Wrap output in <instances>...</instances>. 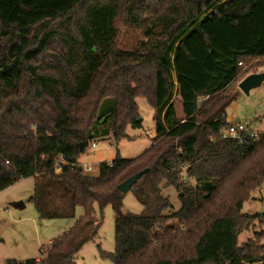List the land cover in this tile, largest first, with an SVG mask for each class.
I'll return each instance as SVG.
<instances>
[{
    "label": "trees",
    "instance_id": "trees-1",
    "mask_svg": "<svg viewBox=\"0 0 264 264\" xmlns=\"http://www.w3.org/2000/svg\"><path fill=\"white\" fill-rule=\"evenodd\" d=\"M116 19L140 31L135 50L117 48ZM259 59L264 0H0V191L33 178L38 219L83 210L40 260L7 264H73L98 231L95 203L113 213L114 251L100 255L112 264H264L260 237L237 243L264 220L241 214L264 182V134L219 137L240 92L230 86ZM139 98L153 111L152 145L83 174L78 159L92 140L118 142L140 126ZM184 168L194 186L182 182ZM143 169L130 189L142 212L122 213L118 185ZM161 185L179 194L170 217Z\"/></svg>",
    "mask_w": 264,
    "mask_h": 264
},
{
    "label": "rangeland",
    "instance_id": "rangeland-1",
    "mask_svg": "<svg viewBox=\"0 0 264 264\" xmlns=\"http://www.w3.org/2000/svg\"><path fill=\"white\" fill-rule=\"evenodd\" d=\"M114 26L118 30L117 48L119 50H135L144 40L139 30L125 27L119 19L115 20ZM241 67L243 70L249 69V72H264V59L250 61ZM247 75L249 74L235 81L230 86L231 90H238V83ZM202 101L203 99H200L198 102ZM172 102L177 118H182L181 104L177 94L174 95ZM135 103L141 120L140 126L136 128L127 126L124 130L126 138L118 142L114 141L111 134L103 139L92 140L90 144L94 142L95 147L89 144L78 159L79 166L89 165L91 168V171L83 174L96 176L98 163H110L117 153L121 159H133L152 145L155 136L153 111L144 98L135 99ZM225 113L228 120L247 121L255 131L264 134V81L257 88L250 90L247 95L239 92L236 100L226 108ZM181 179L183 183L194 186L193 180L185 173V168L181 173ZM33 187V178H26L0 191V264H7L10 261L21 263L36 257L40 260L39 250H47L49 240L62 236L75 220L82 216V208L77 207L73 219H38L33 205L28 202L33 194ZM160 194L171 204V208L163 212L170 217L180 207L179 194L175 188L163 185L160 186ZM13 202H22L24 207L14 209L10 205ZM93 207L94 216L100 223L98 231L95 237L75 255L73 264H112L102 259L100 255L114 251L113 213L109 205L100 207L95 203ZM260 209H264V182L251 193L250 199L243 203L241 214L254 216ZM121 212L135 215L142 212V206L130 191L122 194ZM166 224L178 226L177 221L173 219H169ZM258 237L261 238L260 241ZM257 241L264 247V220H256L237 237L238 245Z\"/></svg>",
    "mask_w": 264,
    "mask_h": 264
},
{
    "label": "water",
    "instance_id": "water-1",
    "mask_svg": "<svg viewBox=\"0 0 264 264\" xmlns=\"http://www.w3.org/2000/svg\"><path fill=\"white\" fill-rule=\"evenodd\" d=\"M264 81V72L249 74L238 83V89L241 93L247 95L250 90L257 88ZM140 118L137 120L140 123ZM82 146L80 147V151ZM147 172V169H143L132 176L128 177L122 183L118 185V190L121 194L130 191L131 187L138 181V179ZM14 209H21L24 207L22 202H13L10 204ZM256 216L264 217V209H260Z\"/></svg>",
    "mask_w": 264,
    "mask_h": 264
},
{
    "label": "built area",
    "instance_id": "built-area-1",
    "mask_svg": "<svg viewBox=\"0 0 264 264\" xmlns=\"http://www.w3.org/2000/svg\"><path fill=\"white\" fill-rule=\"evenodd\" d=\"M240 65V63H239ZM219 137L221 138H230L238 141L242 140H249L252 143L258 142L260 140V134L248 126L246 123H235L227 126L225 129H223L219 133ZM91 147H95V143L92 142L90 144ZM79 169L83 173H88L91 171V168L89 165H82L79 166ZM54 175H60L61 174V164L56 163L55 166L52 169ZM44 249L39 250V254L41 255ZM39 259H37L38 261Z\"/></svg>",
    "mask_w": 264,
    "mask_h": 264
},
{
    "label": "crops",
    "instance_id": "crops-1",
    "mask_svg": "<svg viewBox=\"0 0 264 264\" xmlns=\"http://www.w3.org/2000/svg\"><path fill=\"white\" fill-rule=\"evenodd\" d=\"M226 121H227L228 123H231V124H235V123H246V124H248V126H250L251 129H253L252 126H251V124L248 123L247 121L228 120L227 118H226ZM253 130H254V129H253ZM254 131H255V130H254ZM256 132H257V131H256ZM258 133H259V132H258ZM33 181H34V179H33ZM67 231H68V230H67ZM67 231H66V232H67ZM51 241H52V240H49V241H48V244H50ZM34 259L37 260L38 258L36 257V258H34Z\"/></svg>",
    "mask_w": 264,
    "mask_h": 264
}]
</instances>
